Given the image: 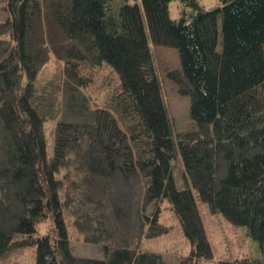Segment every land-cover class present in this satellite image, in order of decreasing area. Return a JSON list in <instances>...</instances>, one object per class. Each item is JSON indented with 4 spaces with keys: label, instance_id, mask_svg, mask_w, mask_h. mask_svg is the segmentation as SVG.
<instances>
[{
    "label": "trees",
    "instance_id": "trees-1",
    "mask_svg": "<svg viewBox=\"0 0 264 264\" xmlns=\"http://www.w3.org/2000/svg\"><path fill=\"white\" fill-rule=\"evenodd\" d=\"M170 1L0 0V264L31 245L33 264H202L199 201L260 249L218 264H264V0H180L178 19ZM155 45L177 50L165 75L189 97L188 129L174 130ZM105 70L98 107L87 88ZM164 208L190 244L175 261L145 245L169 233Z\"/></svg>",
    "mask_w": 264,
    "mask_h": 264
},
{
    "label": "rangeland",
    "instance_id": "rangeland-1",
    "mask_svg": "<svg viewBox=\"0 0 264 264\" xmlns=\"http://www.w3.org/2000/svg\"><path fill=\"white\" fill-rule=\"evenodd\" d=\"M197 1L206 9H214L218 4L217 0ZM184 8L185 5L180 0H171L169 2V14L172 18L178 19ZM7 16L8 12L3 9L2 3H0V21ZM153 50L174 130L179 131L188 129L191 126V120L188 115L189 97L180 94L177 91V86L169 81L165 75L167 69L174 68L179 63L177 50L173 47L163 45H155ZM54 59L51 53V58L44 63L41 70L47 69L49 73L53 72L56 65ZM108 77V70L101 72L87 88L88 95L93 99V104L98 107L105 105L106 99L103 91L105 90L104 83L110 84ZM41 79H43V77H41ZM53 126V123L49 120H47L44 125L46 147L49 153L51 152ZM199 208L209 232V240L214 254L212 260L202 261V264H216L217 260L220 259L235 258L245 255L257 256L260 253L257 242L246 234L244 226L230 222L219 212H212L204 201H199ZM162 220L171 225L169 233L160 236L156 241H147L145 245L148 249L165 252V257L168 260L175 261L178 259V254H185L188 252L190 244L182 234L178 221L170 209H163ZM44 222L46 224L48 219L45 218ZM70 243L73 251L77 255L96 258L102 257L100 248L93 242H85L82 239L71 237ZM34 250V245L14 248L9 252L10 259L6 260V264H33Z\"/></svg>",
    "mask_w": 264,
    "mask_h": 264
}]
</instances>
